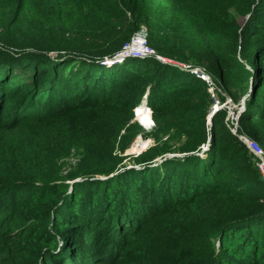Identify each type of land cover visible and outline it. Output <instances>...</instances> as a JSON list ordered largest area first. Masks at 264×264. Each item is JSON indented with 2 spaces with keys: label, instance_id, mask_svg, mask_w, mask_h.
I'll return each mask as SVG.
<instances>
[{
  "label": "trees",
  "instance_id": "16d2710c",
  "mask_svg": "<svg viewBox=\"0 0 264 264\" xmlns=\"http://www.w3.org/2000/svg\"><path fill=\"white\" fill-rule=\"evenodd\" d=\"M143 26L214 97L155 59L102 64ZM224 94L264 149V0H0V264H264L255 158L227 110L208 130ZM145 97L156 144L126 169Z\"/></svg>",
  "mask_w": 264,
  "mask_h": 264
},
{
  "label": "rangeland",
  "instance_id": "374dc122",
  "mask_svg": "<svg viewBox=\"0 0 264 264\" xmlns=\"http://www.w3.org/2000/svg\"><path fill=\"white\" fill-rule=\"evenodd\" d=\"M247 18L248 17H243V18H240V19H238L239 20V23H240V26H243L244 25V23H245V21L247 20ZM138 35H140V36H143V43L142 44H138L137 42H136V37L138 36ZM148 35H149V29L147 28V27H145V26H143L141 29H140V31H138V33H136L135 34V36L133 37V39H132V42H131V44H130V48L128 49L130 52H128L127 54H126V57H124V58H122V59H120V61H108L107 63L105 62V63H102V64H106V65H108L109 67L110 66H114V65H116V64H124L126 61H128L129 59H137V60H141V59H155L156 61H157V59H156V57L155 56H151V57H147V55H145V56H142L141 57V53H139V51H141V49L145 46V47H148L150 50H149V52H150V54H156L157 56H159V57H162V56H160L159 54H157L156 53V51L155 50H153L152 48H150L149 47V44H148ZM127 52V51H126ZM8 53V52H7ZM10 53H12V52H10ZM15 55V54H14ZM56 55V53H53L51 56L52 57H54ZM128 55V56H127ZM162 59L163 60H166L168 63H179V64H182V65H187V64H185V63H181V62H178V61H173V60H170V59H167V58H163L162 57ZM136 62V61H135ZM159 62V61H158ZM161 63V62H160ZM166 65H168V64H166ZM168 66H172L173 67V65H168ZM178 69V68H177ZM212 94V93H211ZM217 102H218V106H220V105H223L224 104V102H221V101H219V100H217ZM145 106V105H144ZM215 106V103L213 104V106H212V108H211V111H210V113L213 111V109L215 108L214 107ZM137 109V108H136ZM138 110L139 109H137V114H136V110H135V115H136V118H135V122L139 125V127L141 128V130H142V132H141V134H139L137 137H136V139L132 142V144L130 145V147L126 150V152H125V154H123L122 156L124 157V156H126V161H125V164H126V166L127 167H132V166H135V164H134V162H133V158L134 157H139L141 154H143L144 152H146V151H148L151 147H154L155 146V144H156V141H155V139L153 138V137H151L150 136V133H153L154 132V130H155V125L153 124V126H152V122H153V120H152V111L150 110V108H149V111H150V113H151V116H150V121H151V124H149V127H147L143 122H142V120L139 118V116H138ZM154 123V122H153ZM164 140H166V138H164L163 139V141ZM150 141V145L147 147V142H149ZM147 147V148H146ZM208 145L207 146H204V148L202 149V151H201V154H199L200 156H202V154L204 153V152H206L207 150H208ZM76 154V153H75ZM172 155V154H171ZM176 155H178V154H176ZM252 162H253V164H255L256 166H257V164H256V161H255V159H252ZM63 163H65V168H66V170H65V173L64 174H68V172L71 170V169H73V166L75 165L74 164V159L73 158H71V159H65L64 161H63ZM74 164V165H73ZM137 169V168H136ZM104 179H106V178H103L102 180H104ZM81 197H82V195L80 194V197H79V199H81ZM63 211V210H62ZM61 214V213H60ZM62 216V215H61ZM62 219H63V216H62ZM50 230L53 232V230L50 228ZM57 240H58V243H60V238H57Z\"/></svg>",
  "mask_w": 264,
  "mask_h": 264
},
{
  "label": "built area",
  "instance_id": "2783aa9c",
  "mask_svg": "<svg viewBox=\"0 0 264 264\" xmlns=\"http://www.w3.org/2000/svg\"><path fill=\"white\" fill-rule=\"evenodd\" d=\"M132 42V41H131ZM131 44V43H130ZM130 44L128 46H126L124 49L128 50L130 47ZM149 48L148 47H143L141 49V51H139V53H141V57L147 55V57H151V56H155L156 59L161 62L162 64H168V65H173V67L178 68L182 71H186V72H190L191 74H193L194 76H196L198 79L204 81L205 83H207L210 86V92L212 93L213 97H214V83L213 80L211 78L210 75H208L204 70H202L201 68H196V67H192L190 65H182L179 63H168L166 60H163L162 57L157 56L156 54H150L149 52ZM151 51V50H150ZM116 61H120V60H116ZM107 63V62H106ZM226 97V101L223 105L218 106V102L217 100L215 101V108H214V112L215 114L218 111L221 110H227L228 115L226 118V124L229 126L231 133L236 136L238 138V140L252 153V155L255 158L258 170L261 174L262 177V181L264 183V149L255 141L250 139L249 137L243 135V134H239L238 133V121H239V117L241 115V113L244 111L245 109V105H244V100H242L239 104H235L226 94H224ZM145 105V106H144ZM144 106L149 110V107L147 106V101H146V97L144 98L142 104L139 106ZM137 107V109L139 108ZM137 109H136V114H137ZM151 110V109H150ZM214 114V115H215ZM153 122H152V126H153ZM210 126L208 130H210ZM147 147L150 145V141L147 142ZM146 147V148H147Z\"/></svg>",
  "mask_w": 264,
  "mask_h": 264
},
{
  "label": "water",
  "instance_id": "95a60500",
  "mask_svg": "<svg viewBox=\"0 0 264 264\" xmlns=\"http://www.w3.org/2000/svg\"><path fill=\"white\" fill-rule=\"evenodd\" d=\"M126 51H127V52H126ZM128 52H130V51L124 49L123 51H121L120 53L114 55L113 57L105 58V59H104L103 61H101V62H102V63H105V62H108V61H116V60H120V59L126 57V54H127ZM127 56H128V55H127ZM57 57H58V56H57V54H56L53 58L56 59ZM214 114H215V112H214V109H213V111L210 113V115H209V117H208L209 125L212 124V118H213ZM175 156H179V155H168V156H166V158H172V157H175ZM166 158H163V159H157L156 162L152 164V166H156V165L162 163ZM131 168H137V169H138L139 166L135 165V166H132V167H130V168H129V167H126V169H131ZM124 170H125V169H123V170H121V171H124ZM103 178H106V177H104V176H100L98 179H103ZM81 181H83V180H82V179H78V180H76V181H74V182H69V184H73V183H75V182H81Z\"/></svg>",
  "mask_w": 264,
  "mask_h": 264
},
{
  "label": "bare ground",
  "instance_id": "6f19581e",
  "mask_svg": "<svg viewBox=\"0 0 264 264\" xmlns=\"http://www.w3.org/2000/svg\"><path fill=\"white\" fill-rule=\"evenodd\" d=\"M138 109H139L138 110V116H139V118L142 120V122L147 127H149V124H151L149 110L146 107H144V106H141Z\"/></svg>",
  "mask_w": 264,
  "mask_h": 264
}]
</instances>
